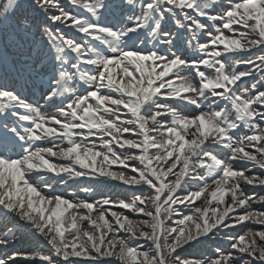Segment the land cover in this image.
Instances as JSON below:
<instances>
[{
  "label": "snow or ice",
  "instance_id": "snow-or-ice-1",
  "mask_svg": "<svg viewBox=\"0 0 264 264\" xmlns=\"http://www.w3.org/2000/svg\"><path fill=\"white\" fill-rule=\"evenodd\" d=\"M0 249L264 264V0H0Z\"/></svg>",
  "mask_w": 264,
  "mask_h": 264
},
{
  "label": "rangeland",
  "instance_id": "rangeland-1",
  "mask_svg": "<svg viewBox=\"0 0 264 264\" xmlns=\"http://www.w3.org/2000/svg\"><path fill=\"white\" fill-rule=\"evenodd\" d=\"M25 244H27V245H32V242L29 240V242L28 243H25ZM18 245H20V244H18ZM17 245V246H18ZM30 249V248H29ZM26 250H28V249H26ZM0 258H4V250H2V249H0Z\"/></svg>",
  "mask_w": 264,
  "mask_h": 264
}]
</instances>
